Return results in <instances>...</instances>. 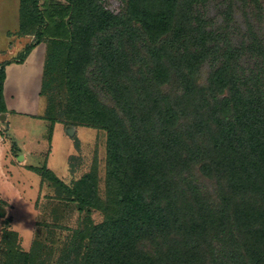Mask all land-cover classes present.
I'll use <instances>...</instances> for the list:
<instances>
[{
    "label": "trees",
    "instance_id": "16d2710c",
    "mask_svg": "<svg viewBox=\"0 0 264 264\" xmlns=\"http://www.w3.org/2000/svg\"><path fill=\"white\" fill-rule=\"evenodd\" d=\"M40 1L20 0L36 41L0 64V113L6 63L45 41L44 117L107 131L105 197L95 171L69 185L41 169L56 201L105 215L56 264H264V0ZM1 236L0 264H37L39 241Z\"/></svg>",
    "mask_w": 264,
    "mask_h": 264
},
{
    "label": "rangeland",
    "instance_id": "374dc122",
    "mask_svg": "<svg viewBox=\"0 0 264 264\" xmlns=\"http://www.w3.org/2000/svg\"><path fill=\"white\" fill-rule=\"evenodd\" d=\"M56 1L65 2L64 0ZM103 1L110 10L118 11L120 9V0ZM49 4L48 0L40 1L41 9L48 8ZM19 22L20 0H0V62L13 53L11 52L12 49L15 50L16 47L19 51L23 49L20 42L21 40L24 41L25 37L18 33ZM50 33L65 36L68 30L66 26L59 22ZM26 38H29L30 42L36 41L35 34H31ZM59 84L61 82L55 85L53 92L56 98L55 104L57 112H60L62 107L66 108L65 89L63 87L60 88L61 86ZM47 96L45 101H42L43 104L46 102V106L48 104ZM40 118L45 119L44 117ZM12 120L16 125L26 126V130L29 132L28 135L30 134L31 136L30 143L32 142L33 146L38 148H41V145L45 146L44 131L48 123L18 115H13ZM4 124L6 128L8 122ZM73 126L76 127V131L74 135H70L67 127H64L62 123L55 125L57 132L53 142L52 155H50L48 161V167L58 174L65 175V182L69 185H74L85 174L95 171L100 195L105 197L107 131L100 127H88L78 124ZM47 128L49 127H46V131ZM38 139L40 140V144H38ZM32 161H36L34 163L39 162L38 164L43 165L46 161V152L33 156ZM30 176V180H34L35 178L38 180L39 177L38 173H31ZM5 190L6 188L0 179V198L8 195ZM52 190L54 191V189ZM27 191L29 197H31L32 192H35V190L30 191L28 189ZM14 202L15 207L9 211V214L14 216V227L20 232L23 238V244L21 239L19 242L20 248L24 250V246L26 245L28 250H31L34 243L37 241L41 243V248L38 252V257L40 258L35 260L37 264H56L58 258L62 256V250L75 228L84 226L86 223H97L105 218L104 213L99 209L80 210L77 201H56L49 198L47 205H42L44 212L38 218L41 225L36 229L32 239L35 208L33 205H25L22 200L17 198Z\"/></svg>",
    "mask_w": 264,
    "mask_h": 264
},
{
    "label": "crops",
    "instance_id": "0c3cea01",
    "mask_svg": "<svg viewBox=\"0 0 264 264\" xmlns=\"http://www.w3.org/2000/svg\"><path fill=\"white\" fill-rule=\"evenodd\" d=\"M24 41L21 40L20 45H25L30 42L29 35H23ZM22 49V50H23ZM21 50V51H22ZM21 51L16 47L12 49L11 55L4 58L0 62L3 63L7 60H13ZM46 53V43L41 42L27 55L23 62L10 61L5 65L6 77L4 80V100L7 107L5 112L0 115V129L2 136L0 137V179L6 188V195L0 198V211L4 215H0V236L4 227H9L19 233L20 239L23 238L20 232L14 227V216L10 215L9 211L15 207L16 198L22 200L26 205H33L35 208V216L32 227V239L36 229L40 226L39 216L44 212L42 205H47V200H57L56 187L46 179L41 172L43 167H48L50 155H52L53 142L56 137V124L63 122H52L45 118L46 102L43 104L44 98L41 96V84L44 71V61ZM45 101V100H44ZM13 115L21 117H30L37 119V121H44L46 124L44 140L46 144L41 145V148L35 147L30 143V134L26 130V126L16 125L12 120ZM44 117L45 119H41ZM5 122H8V129L5 128ZM23 123V122H22ZM48 125V126H47ZM40 140L38 139V144ZM49 148V149H48ZM46 152L45 163L38 164L32 161L33 156ZM59 178L65 181L63 174H58L52 170ZM31 173H38V180H30ZM28 180V181H27ZM28 190L32 192L31 197L28 195ZM54 189V191L52 190ZM51 196V197H50ZM15 198V199H14ZM32 244V241H31Z\"/></svg>",
    "mask_w": 264,
    "mask_h": 264
},
{
    "label": "water",
    "instance_id": "95a60500",
    "mask_svg": "<svg viewBox=\"0 0 264 264\" xmlns=\"http://www.w3.org/2000/svg\"><path fill=\"white\" fill-rule=\"evenodd\" d=\"M1 116L3 117V115H1ZM67 130H68V133H69L70 135H74V133H75V131H76V127L73 126V125H68V126H67ZM0 215H4V212H1V211H0Z\"/></svg>",
    "mask_w": 264,
    "mask_h": 264
},
{
    "label": "clouds",
    "instance_id": "9594fccd",
    "mask_svg": "<svg viewBox=\"0 0 264 264\" xmlns=\"http://www.w3.org/2000/svg\"><path fill=\"white\" fill-rule=\"evenodd\" d=\"M31 231V230H30ZM24 250L27 251L28 250V247L25 245L24 246Z\"/></svg>",
    "mask_w": 264,
    "mask_h": 264
},
{
    "label": "built area",
    "instance_id": "2783aa9c",
    "mask_svg": "<svg viewBox=\"0 0 264 264\" xmlns=\"http://www.w3.org/2000/svg\"><path fill=\"white\" fill-rule=\"evenodd\" d=\"M2 136V130L0 129V137Z\"/></svg>",
    "mask_w": 264,
    "mask_h": 264
}]
</instances>
